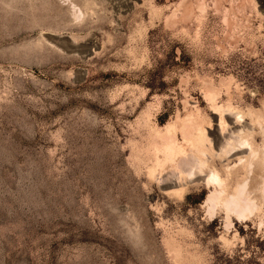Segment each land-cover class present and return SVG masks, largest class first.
<instances>
[{"label": "rangeland", "instance_id": "1", "mask_svg": "<svg viewBox=\"0 0 264 264\" xmlns=\"http://www.w3.org/2000/svg\"><path fill=\"white\" fill-rule=\"evenodd\" d=\"M212 111L262 143L264 0H0V264H264V199L149 174Z\"/></svg>", "mask_w": 264, "mask_h": 264}, {"label": "bare ground", "instance_id": "2", "mask_svg": "<svg viewBox=\"0 0 264 264\" xmlns=\"http://www.w3.org/2000/svg\"><path fill=\"white\" fill-rule=\"evenodd\" d=\"M212 107L219 109L216 103ZM212 113L214 120L219 117L218 122L210 121L207 126L199 124L195 139L186 141L188 147L177 140L161 147L156 153L159 159L150 167L149 174L165 193L178 194L179 197L191 183H204L211 188L205 201L208 213L222 210L227 225H230L233 217L248 219L259 208L258 200L264 199V126L260 123L262 115L258 114L257 120L254 119L263 132V141L258 144L250 123H238L243 119L241 112H234L233 118V112L231 117L228 113L229 117L218 116L215 111ZM217 159L221 162L218 163ZM232 159L234 164H231ZM254 180L257 186H253Z\"/></svg>", "mask_w": 264, "mask_h": 264}]
</instances>
